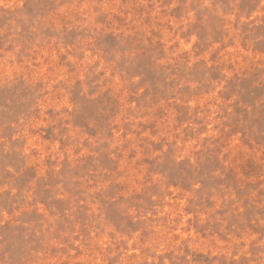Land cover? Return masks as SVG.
Returning <instances> with one entry per match:
<instances>
[{"label": "rangeland", "instance_id": "1", "mask_svg": "<svg viewBox=\"0 0 264 264\" xmlns=\"http://www.w3.org/2000/svg\"><path fill=\"white\" fill-rule=\"evenodd\" d=\"M0 264H264V0H0Z\"/></svg>", "mask_w": 264, "mask_h": 264}]
</instances>
